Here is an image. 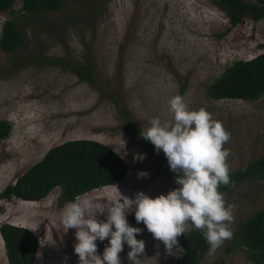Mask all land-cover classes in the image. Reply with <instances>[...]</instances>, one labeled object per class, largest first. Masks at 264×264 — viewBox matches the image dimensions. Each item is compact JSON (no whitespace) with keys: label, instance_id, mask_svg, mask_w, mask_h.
<instances>
[{"label":"rangeland","instance_id":"rangeland-1","mask_svg":"<svg viewBox=\"0 0 264 264\" xmlns=\"http://www.w3.org/2000/svg\"><path fill=\"white\" fill-rule=\"evenodd\" d=\"M13 8L18 11L21 2ZM7 20L17 23L23 43L15 53L0 50V121L11 125L9 137L0 141V193L49 149L88 139L111 148L128 166L120 185L89 192L90 198L110 204L122 196L134 200L139 192L167 195L179 185L163 152L122 130L121 109L146 130L152 118L172 119L169 101L176 95L192 110H207L231 133L224 146L230 172L264 155V95L255 102L214 101L205 91L234 61L264 52V20L229 29L210 0H69L59 12L1 13L0 32ZM88 64L93 83L72 72ZM141 172L149 175L139 177ZM59 193L54 189L39 202L0 198V226L25 227L39 237L42 256L34 264H79L76 230L65 232ZM222 193L234 205V233L240 221L264 207V174ZM134 213L135 207L127 219L143 230L136 237L145 241L143 264H180L181 252L169 255ZM232 239L214 253L207 243L200 264H256L244 248L232 247ZM97 246L102 256L109 241ZM130 250L125 243L122 264H131ZM0 264H7L1 237Z\"/></svg>","mask_w":264,"mask_h":264},{"label":"clouds","instance_id":"clouds-1","mask_svg":"<svg viewBox=\"0 0 264 264\" xmlns=\"http://www.w3.org/2000/svg\"><path fill=\"white\" fill-rule=\"evenodd\" d=\"M169 105L172 119L152 118L141 136L155 146L157 154L164 153L179 187L156 198L139 192L134 200L122 196L120 201L108 204L85 193L66 203L62 224L65 232L76 230L74 251L79 264H122L120 253L125 243L131 249V264H143L145 241L136 238L143 230L130 226L127 219L133 207L137 223H143L169 255L184 251L178 238L193 228L202 233L210 253L233 238L234 205L228 204L219 191L221 186H234L228 162L230 150L224 147L231 133L204 108L190 109L184 96L172 97ZM104 240L109 241V246L101 256L97 241ZM41 256L36 253L37 259Z\"/></svg>","mask_w":264,"mask_h":264},{"label":"trees","instance_id":"trees-1","mask_svg":"<svg viewBox=\"0 0 264 264\" xmlns=\"http://www.w3.org/2000/svg\"><path fill=\"white\" fill-rule=\"evenodd\" d=\"M21 2L16 11L15 2ZM69 0H0V14L9 11L11 16L20 13L59 12ZM221 11L233 29L245 20H264V0H210ZM228 29V30H229ZM23 43V36L15 21L7 20L1 26L0 50L15 53ZM72 72L82 81L93 83L92 66L73 67ZM206 96L214 101L240 100L255 102L264 95V52L249 60H237L206 86ZM124 132L138 139L145 147L151 142L141 136V128L133 124L128 113L121 109ZM11 125L0 121V141L9 137ZM164 155V153H163ZM165 160L167 161L165 155ZM168 163V161H167ZM167 171L175 176L168 165ZM128 166L111 148L95 140L78 139L64 142L49 149L43 157L29 167L14 183L7 185L0 198L7 202L13 198L24 202H39L51 191L59 189L57 206L101 188L118 186L127 175ZM264 174V155L246 165L244 169L230 172L234 186L252 177ZM221 186L220 192L233 188ZM7 264H34L39 250V237L29 229L5 223L0 226ZM181 252L180 264H200L201 255L208 248L199 230L193 228L178 238ZM232 247L244 248L251 261H264V207L240 221L235 229ZM222 264V263H221Z\"/></svg>","mask_w":264,"mask_h":264}]
</instances>
